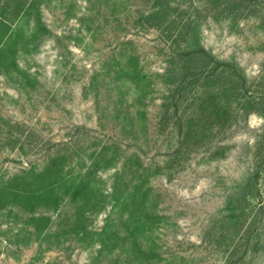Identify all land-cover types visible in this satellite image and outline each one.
I'll use <instances>...</instances> for the list:
<instances>
[{
  "label": "rangeland",
  "instance_id": "374dc122",
  "mask_svg": "<svg viewBox=\"0 0 264 264\" xmlns=\"http://www.w3.org/2000/svg\"><path fill=\"white\" fill-rule=\"evenodd\" d=\"M170 2L175 27L147 22L153 0H0V187L58 158L70 181L91 170L95 191L80 236L78 203L0 206V264H264V118L213 115L209 85L175 91L173 57L194 41L178 29L203 0ZM203 14L190 34L264 91L260 18ZM32 211L51 216L48 237Z\"/></svg>",
  "mask_w": 264,
  "mask_h": 264
},
{
  "label": "trees",
  "instance_id": "16d2710c",
  "mask_svg": "<svg viewBox=\"0 0 264 264\" xmlns=\"http://www.w3.org/2000/svg\"><path fill=\"white\" fill-rule=\"evenodd\" d=\"M184 1L190 3L193 0ZM176 7L171 4L170 0H153L152 10L144 18L152 26L166 23L168 27H175L174 24L181 21L179 16H173L171 13V9L175 11L179 8L178 4ZM202 13H204L203 16L212 17L216 21L225 18L239 22L242 19L256 16L260 18L264 25V0H203L201 6L195 7L192 18L182 22L176 36H186L185 38L191 36L194 41L192 44L189 42L190 44L185 48L178 49L173 57L178 60L179 64L176 73L183 74V78H180L181 75L177 78L175 91L179 92L178 90L181 88L185 90L188 84L201 83L203 86L209 85L212 87L213 95L211 98H205L204 102L207 103L209 99L211 102L214 101L213 109L211 107L214 111L212 112L213 115L222 117L226 114L243 113L245 116H249L251 113H257L264 118V91L253 90V81L248 78L242 67L237 63H224L205 50L200 43L197 31L190 34L192 25H198V19ZM7 31L6 29L3 30L0 44L2 36H5ZM11 49L12 45L0 48V59L5 57ZM259 78L264 82V72ZM224 96L227 98L225 101H223ZM204 102L203 105L206 104ZM222 102L226 106H223ZM204 110L206 108H202V111ZM187 135H191V132L188 131ZM59 160L54 158L44 169L29 178L26 176L16 177L12 183L0 187V206L6 207L18 204L30 208L44 206L47 211H57L62 202L67 199L72 203H78L81 207L74 232L78 236L86 235L88 231L84 206L90 204L95 196L94 189L90 188L89 174L91 170L85 176L70 181L62 174ZM255 179L254 175L247 178L245 184L238 187L235 196L229 200L228 209L232 213L229 215L231 219L237 218L235 214L237 211L244 213L249 198L247 189L256 186L253 182ZM255 188L257 189V187ZM144 199L145 196L139 198L137 195H133L130 200H125L124 205L132 204V206L134 205L139 209V202L143 203ZM31 221L35 226L34 233H37L39 238L42 235H45L44 237L50 235L48 229L50 228L51 216L45 214L35 215L32 211ZM251 245L253 248L257 247V242H252Z\"/></svg>",
  "mask_w": 264,
  "mask_h": 264
}]
</instances>
